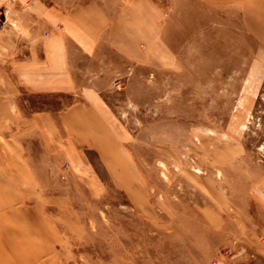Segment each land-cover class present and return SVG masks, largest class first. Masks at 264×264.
<instances>
[{
    "label": "rangeland",
    "instance_id": "1",
    "mask_svg": "<svg viewBox=\"0 0 264 264\" xmlns=\"http://www.w3.org/2000/svg\"><path fill=\"white\" fill-rule=\"evenodd\" d=\"M48 1L92 4L105 20L95 55L73 50L72 68L106 104L117 160L86 142L61 151L58 113L81 100V87L20 91L22 113L54 118L52 152L36 137L26 146L45 192L66 195L80 222L75 234L58 225L64 248L40 264H264V52L239 10Z\"/></svg>",
    "mask_w": 264,
    "mask_h": 264
},
{
    "label": "crops",
    "instance_id": "2",
    "mask_svg": "<svg viewBox=\"0 0 264 264\" xmlns=\"http://www.w3.org/2000/svg\"><path fill=\"white\" fill-rule=\"evenodd\" d=\"M203 1L236 7L244 29L264 52V0ZM104 21L92 4L68 8L48 0H0V264H40L64 248L58 225L66 234L80 227L68 197L45 192L48 184L26 146L36 137L44 153H51L54 118L47 110L22 113L21 90L70 93L81 87V100L58 113L61 151L74 155L77 143L86 142L116 163V137L104 124L106 104L93 88L80 86L72 68L73 50L95 55ZM95 123L103 130L93 131Z\"/></svg>",
    "mask_w": 264,
    "mask_h": 264
},
{
    "label": "built area",
    "instance_id": "3",
    "mask_svg": "<svg viewBox=\"0 0 264 264\" xmlns=\"http://www.w3.org/2000/svg\"><path fill=\"white\" fill-rule=\"evenodd\" d=\"M114 88H119V84L118 83H114Z\"/></svg>",
    "mask_w": 264,
    "mask_h": 264
}]
</instances>
